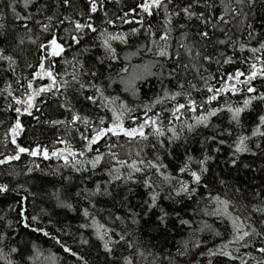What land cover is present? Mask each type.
Instances as JSON below:
<instances>
[{
	"label": "trees",
	"instance_id": "1",
	"mask_svg": "<svg viewBox=\"0 0 264 264\" xmlns=\"http://www.w3.org/2000/svg\"><path fill=\"white\" fill-rule=\"evenodd\" d=\"M24 2L0 0V50L12 57L0 59V160L6 161L0 185L8 187L0 192V264H125L126 258L132 264H264V100L258 98L264 94V0H165L168 12L154 8L151 16L138 7L144 0H97L95 13L88 0H32L27 8ZM189 4L196 13L191 18L182 11ZM13 6L28 18H18ZM77 21L97 30L77 33ZM165 33L168 39L161 40ZM53 37L64 46L60 56L41 47ZM237 72L244 75L236 79ZM49 85L31 107L24 103ZM180 104L185 107L174 114ZM229 108L243 109L238 120ZM113 110L123 113L125 128L149 118L157 123L145 127L147 140L109 133L89 151L83 137L110 127ZM73 114L82 119L73 123ZM200 116L207 120L198 123ZM17 120L21 128L13 136ZM241 137L249 150L238 153ZM17 145L39 154L19 153ZM17 154L18 160L7 159ZM97 155L103 160L93 169ZM117 158L137 161L144 171L128 180L131 169ZM149 161L164 167L158 172ZM191 172L201 175L199 184ZM181 182L195 193L176 195ZM217 196L228 202L227 212ZM236 217L240 235L250 232L239 241Z\"/></svg>",
	"mask_w": 264,
	"mask_h": 264
},
{
	"label": "snow or ice",
	"instance_id": "2",
	"mask_svg": "<svg viewBox=\"0 0 264 264\" xmlns=\"http://www.w3.org/2000/svg\"><path fill=\"white\" fill-rule=\"evenodd\" d=\"M88 2H89V5H90V11L92 13L97 12V10H98L97 9V0H88ZM167 2L168 3H171L172 0H167ZM30 3H32V0H25L24 7L27 8ZM63 3H64V5H69V0H63ZM138 7L141 8L143 10V12L147 13L149 16H151L153 14L152 9H154V8L155 9H160L161 7H163L164 10H165V13L168 12V8H167V4L165 3V0H144L143 3H141L140 5H138ZM191 7H192V5L189 4L188 6H186V7H184L182 9V11L189 18H191L192 16L196 15L195 12L190 11ZM13 12L20 19H27L28 18V17H20L18 13H15V7L14 6H13ZM179 14H180L179 12L175 13V15H177V16ZM202 15L203 14L201 13V16ZM52 19H53V17H51V16L48 17V20L49 21H51ZM65 19H68V18L65 17ZM221 19H223V17H221ZM205 22H207V21H205ZM37 23H39V21H37ZM167 23L170 24L171 23V19H168ZM0 27H2V26H0ZM25 27H27V25H25ZM85 28L90 29L93 32H95L97 30L95 27H93V25L91 23L82 24L79 21L75 22V30H76L77 33L83 31ZM43 30L45 32H47L49 30V25L45 24L43 26ZM133 31H136V30L134 29ZM202 35L206 37L208 35V33L207 32H204V33H202ZM71 39L75 43H79V37L77 35L71 36ZM112 39H123V38L122 37H112ZM160 39L161 40H167L168 39L167 33H165L163 36H161ZM221 43H223V41H221ZM104 44H105L106 47H108L110 49V45L108 44V41L107 40L104 41ZM41 47H49L50 50H51L50 51V55L53 56V57L60 56L64 52V50H65L64 49V46L61 43H59L55 37H53L49 41V45L48 46L41 45ZM261 47H264V45H261ZM110 50L114 53V49H110ZM252 51L255 52V51H258V50L257 49H252ZM159 54L161 56L166 55V53L164 51H160ZM0 59H6L8 61H12V57L11 56H4L2 50H0ZM225 62L227 63V62H230V61H225ZM40 67H41V70L43 71L44 65L41 64ZM253 69H255V65H253ZM261 73L264 74V69H261ZM47 75H48L49 78L53 79V83H55V80H54V78L52 76L51 70H49L47 72ZM242 75H244V73L237 72L235 74V78L236 79H239V77L242 76ZM256 75H257V72L255 70L252 71V73L248 76V81H251L252 79H254L256 77ZM75 79H76V77L73 76V80H75ZM228 79L231 80V79H233V77L232 76H229ZM28 87L29 88L32 87L31 83H29ZM51 87H52V85H49L48 88H41V89H39L38 92L34 93L29 98V107L32 106L31 105V100L34 99L36 95H39L40 92L49 91ZM83 87H84V85H81V88H83ZM96 90H97V92H100V89L99 88H97ZM224 90L225 89H219V90H217V92L224 91ZM232 90L235 91L234 88ZM208 91L209 92H212L213 89L212 88H209ZM255 91H256V89L253 88V87H249L248 88V92H255ZM100 94H101V96H103V93L102 92H100ZM176 95H179V93H177ZM216 98H217V96L216 95H213L209 99L210 100H215ZM258 98L264 100V94H261V96L258 97ZM87 99L89 101L93 102V103H96V99H95L94 96H88ZM19 102L20 101H17V103H19ZM158 102L159 101H157V103ZM191 103L193 105V107L191 108V110L194 112V111H196V108L194 106L195 105V101H192ZM250 103H251V100L250 99L249 100H245L244 101L245 107H247ZM184 107H185V105L180 104L175 109L174 114H175V112H179L180 109H183ZM16 111L19 112L20 109L17 108ZM216 111L217 110H213V111L209 112L208 113V116H215L216 115ZM229 111L230 112H233V119L238 120L239 115L243 111V109L242 108H236L233 111V109L229 108ZM122 117H123V113L122 112L121 113H117L115 110H113V120H112V124H111L110 127H102V128H100L98 131H96L95 135L92 136V137H90V138L89 137H83V139H85V140L88 141V143L86 145V148L89 151H91L92 150L91 146L92 145H95L98 142V140H100L104 136H107L109 133L111 135H113V136H116V137H119L121 134H123L124 136L129 137V138H135V137L139 136L140 138H142L144 140H147L148 139V135L144 131L145 127L147 125H149V124L155 126L156 123H157L156 120H151V118H149V119H146L143 123H141L138 127L125 128ZM81 119H82L81 116H79L78 114H73V116H72V122L73 123H75L76 121H80ZM83 119H84V122L85 123H88L87 118H83ZM206 120H207V117L200 116L197 119V122L198 123H203ZM260 122H261V125H264V116H261L260 117ZM53 123L54 124L55 123H63V121H53ZM99 123L101 125H103L105 123V120H104L103 117L100 118ZM188 127H189V130H191L193 128V125H188ZM20 128H21V124H20L19 120H17L15 127L12 129L13 136L18 135L17 129H20ZM153 131H154V133L157 136H163L164 135V132L159 127H153ZM170 131L173 132V136H176L177 135L174 129H170ZM256 134H257V132L254 131L253 132V135H256ZM259 135L264 136V132H260ZM245 139L246 138H244V137H241L240 138V140H239V142H238V144L236 146V149H235L236 152L239 153V152H245V151H248L249 150L248 147H247V145L245 144ZM61 142L64 143V141H61ZM13 143H15V140L14 139H13ZM17 147H18L19 153L28 152L29 155H32V156H36V155L39 154V149L38 150H34V151H29V149H26V148H23V147H19V145H17ZM257 147H259V145H257ZM68 151H69V154L71 156H73V157H75L77 155L75 152H72L70 149H68ZM51 155L52 156H57V157L63 158L64 159V162H65V165H68L70 163L68 157L67 156H64L62 152H52ZM80 155L82 156V155H84V153L81 152ZM112 155L114 157H116V154L115 153H112ZM137 155H139V153ZM43 156H44L45 159H48L49 158V153H48L47 150H44L43 151ZM19 158H20V156H19V154H17L16 156L8 157L7 159L8 160H12V159L18 160ZM102 160H103V156L102 155H97L92 161H90L92 168L95 169L97 167V165H99ZM5 162L6 161H4V160H0V164L5 163ZM77 163H79V161H77ZM116 163L119 164L121 167L127 165V167L129 169H131V171L129 172L128 177H127L128 180H132L135 173H140V172H143L144 171L143 168L137 166V164H138L137 161H133L131 164H127L126 161L120 160V159L117 158L116 159ZM139 163L143 164L145 162L144 161H139ZM233 163H235V161H233ZM73 166L75 167V165H73ZM147 166L149 168L156 169L158 172L160 171V169L162 167H164V165H162V164L152 163L150 161L147 162ZM186 170H187V165H185L184 167H182L180 169L181 172H185ZM115 171L116 172H119V169H115ZM202 171H207V169L204 168V169H202ZM190 175L192 176V178H193V180H194V182L196 184H199L201 182V175H198L196 172H191ZM120 178H121L120 175H116V177H115V179H117V180H119ZM144 183H145V186L151 188L150 180H145ZM97 190H99V189H97ZM6 191H8L7 185H0V192H6ZM195 191H196L195 188H189V186L187 184H184L183 182H181V187L176 192V195H180L182 192L183 193H188L189 195H191V194L195 193ZM156 200H157V194L154 193V194L151 195V203L149 205L150 208L155 207ZM215 200H217L218 202L222 203L225 206V212H227L228 202L227 201H221L218 196L215 197ZM257 211H259V209H257ZM84 215L85 216H88L87 210H85ZM165 216H166V214H165ZM165 216H161L160 217L161 222H164ZM33 219H35V217H33ZM118 219H119V217H118ZM237 220H239V217H236V218L233 219V227L237 231L236 239L239 241V240H243L245 237L250 236V232L249 231H243V234L240 235V231H241L242 225L241 226H238L237 223H236ZM252 232L256 233L257 235H260V233H257L254 228L252 229ZM44 234L45 235H48V233H44ZM99 239L103 240L104 239V236L103 235H100L99 236ZM121 239H123V237H121ZM83 243H87V241H83ZM104 248L108 252H111L112 251V249L109 248L108 243H105L104 244ZM65 250L66 251H70L69 249H65ZM12 251L15 252V251H17V249L13 248ZM259 251L261 253H264V248H260ZM212 254L214 255L215 253H212ZM223 254L224 255H230V253H227V252H225ZM73 255H76V254L73 253ZM141 255H142V253H141ZM125 264H132L131 259H127L126 258ZM241 264H246V262L242 261Z\"/></svg>",
	"mask_w": 264,
	"mask_h": 264
},
{
	"label": "bare ground",
	"instance_id": "3",
	"mask_svg": "<svg viewBox=\"0 0 264 264\" xmlns=\"http://www.w3.org/2000/svg\"><path fill=\"white\" fill-rule=\"evenodd\" d=\"M21 102H24V101H21ZM26 105H29V102H24Z\"/></svg>",
	"mask_w": 264,
	"mask_h": 264
}]
</instances>
